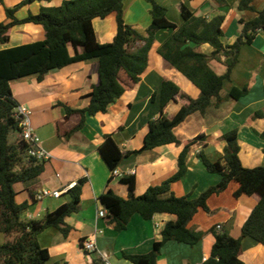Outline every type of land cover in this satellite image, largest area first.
Masks as SVG:
<instances>
[{
	"label": "crops",
	"instance_id": "1",
	"mask_svg": "<svg viewBox=\"0 0 264 264\" xmlns=\"http://www.w3.org/2000/svg\"><path fill=\"white\" fill-rule=\"evenodd\" d=\"M64 0H0V22H7L5 8L19 6L15 13L18 19L29 14H37L41 7L60 6ZM167 10V18L176 25L183 23L179 5H186L195 15L211 19L224 16L222 24V42L231 45L239 36V19H253L264 9V0H252L254 11H240L238 0H226L227 4L218 7L212 0H154ZM124 20L140 32H144L151 23L150 3L147 0H125ZM93 27L100 43H109L116 34L115 14L104 19L93 20ZM170 34L168 30L156 33L155 42L149 53L147 70L141 81L127 89L115 102L109 105L107 112L86 115L84 125L66 136L78 122L73 115L65 119V109L60 103L73 109L87 105V95L98 82V61L91 59L69 64L63 68L48 72L41 81L36 76L12 81L10 86L18 104L31 111V127L40 138L41 147L50 155L45 160L44 171L37 178L14 185L15 200L18 204H27L23 213L24 220H38L60 205L69 202L68 192L59 198L36 199L42 189L60 190L71 182L85 180L80 196L79 211L65 218L68 229L64 235L58 229L48 228L39 234V243L49 252L48 264H104L102 253H106L110 264H132L123 254H147L156 242L160 241L161 231L168 222L175 221L172 214H156L144 219L134 214L127 228L115 231L99 215L103 206L99 197L112 190L127 197V185L121 178L112 177V171L101 157L99 146L110 135L125 154L117 169L128 173L135 179V195L144 194L150 186L160 185L172 177L178 169L177 159L184 143L198 135H205L204 146L197 142L187 153V173L183 178L171 184L169 192L162 197L197 198L209 187L219 183V174L208 172L198 158L203 149L212 161L221 159L226 144L224 135L237 132L239 158L244 167L264 166V139L259 136L264 130V30L259 31L253 41L241 47L238 62L225 81L220 92L226 97L233 87H247V93L238 99L225 98L217 107L207 108L205 113L195 112L188 116L175 129L174 133L181 144H166L138 154L131 152L141 149L148 132V123L159 116L158 96L164 80L173 81L181 93L198 98L199 89L185 76L170 68L157 53V48ZM44 39L43 27L39 24L24 23L14 26L10 31L7 44L0 49L24 45ZM70 53H73L70 47ZM199 50L210 55L212 48L208 44ZM212 69L219 75L224 74L226 66L211 59ZM184 99L170 101L165 114L172 118ZM238 185L230 182L228 187L207 199L210 212L199 209L188 223V228L202 232V239L194 245L169 240L163 244L156 264H202L209 258L215 242L214 231H227L231 237L238 238L241 228L257 203L256 196L234 195ZM217 226H220L217 229ZM93 237L97 251L88 253L83 250L82 241ZM240 259L244 264H264V244L250 238L242 241Z\"/></svg>",
	"mask_w": 264,
	"mask_h": 264
},
{
	"label": "trees",
	"instance_id": "2",
	"mask_svg": "<svg viewBox=\"0 0 264 264\" xmlns=\"http://www.w3.org/2000/svg\"><path fill=\"white\" fill-rule=\"evenodd\" d=\"M150 3V26L140 32L124 20L125 0H64L60 6L41 7L37 14H29L23 19L15 16L19 6L5 8L7 22H0V44L10 40L11 29L19 24H39L44 30V39L24 45L0 49V233L5 235L6 242L0 244V264H48L49 252L39 243V234L48 228L58 229L64 235L68 229L65 218L79 211L80 196L85 180L76 182L68 191L69 202L60 205L52 212L46 213L38 220H24L23 213L27 204H18L15 200L14 185L33 180L44 171V161L28 155V145L20 138L19 120L15 116L18 102L13 96L11 82L29 76H36L41 81L44 76L55 69L69 64L96 59L98 61V82L87 95L88 103L80 109H73L62 103L65 119L77 115V124L66 136L83 127L86 115L107 112L109 105L115 102L127 89L137 85L149 64V53L159 31L168 30L170 34L157 48V53L167 65L180 72L193 85L200 95L191 98L181 93L173 81L164 80L158 92L159 116L148 123V132L144 137L141 149L131 152L138 154L166 144H181L174 129L188 116L195 112L205 113L211 106H219L225 98L245 95L247 87H233L226 97H221L225 81L230 80L235 68L241 47L253 41L256 34L264 30V9L251 20L239 19L241 25L239 36L231 45L222 42V24L224 16L211 19L195 15L186 5L180 4L179 11L183 18L181 25H176L167 18V10L154 0ZM218 7L227 4L226 0H212ZM252 0H238L240 11L251 10ZM115 14L116 34L109 43H100L97 39L93 20L104 19ZM208 44L212 48L210 55L199 50ZM70 47L73 53H70ZM211 59L226 66L224 74H217L209 62ZM184 99L185 104L172 117L165 114V107L170 101ZM259 112L256 115L262 116ZM19 137L11 141V137ZM264 139V130L259 133ZM226 142L221 159L210 160L203 149L198 158L204 168L219 174L218 184L209 187L197 198L176 197L169 195L171 184L180 180L187 173L186 156L189 148L201 143L204 146L205 135H198L184 143L177 159V172L161 183L150 186L142 195H135V179L125 176L121 181L127 185L128 195L122 197L112 190H107L99 201L107 211L104 221L115 231H122L134 214L144 219H151L156 214H172L175 221L168 222L161 231V240L156 242L147 254H123L132 264H156L163 244L174 240L189 245L199 242L202 232L188 228L193 215L203 209L210 212L207 199L212 194L224 191L230 182L238 185L234 195L256 196L257 203L244 221L241 235L231 237L227 231H214L215 242L210 257L202 264H244L240 259L242 241L250 238L264 244V166L244 167L239 158L237 132L224 135ZM99 152L108 167L116 169L124 158L123 154L110 135L105 137L99 146ZM83 242V241H82Z\"/></svg>",
	"mask_w": 264,
	"mask_h": 264
},
{
	"label": "built area",
	"instance_id": "3",
	"mask_svg": "<svg viewBox=\"0 0 264 264\" xmlns=\"http://www.w3.org/2000/svg\"><path fill=\"white\" fill-rule=\"evenodd\" d=\"M15 116L19 120V125L21 128L20 131V138L26 142L28 145V155L37 159L38 161H45L49 159V154L41 147L40 145V138L38 135L33 131L31 127V111L24 105L18 104L15 108ZM134 174L133 170L128 171V173L124 174L121 173L117 168L112 170V177L116 178H123L125 176H131ZM76 186V182H71L67 186L63 187L60 190H50V189H42L36 194V199L41 201L45 198H59L63 193L70 191L73 187ZM107 211L102 209L99 212V215L105 216ZM220 226H217L219 229ZM83 250L88 253H93L97 251L95 239L93 237L88 238L87 240L83 241L82 243ZM102 258H104V264H110L108 260V256L106 253H102ZM206 260V258H205Z\"/></svg>",
	"mask_w": 264,
	"mask_h": 264
},
{
	"label": "rangeland",
	"instance_id": "4",
	"mask_svg": "<svg viewBox=\"0 0 264 264\" xmlns=\"http://www.w3.org/2000/svg\"><path fill=\"white\" fill-rule=\"evenodd\" d=\"M19 137L18 134H15L11 137V141L14 140L15 138ZM246 196V195H245ZM4 242H6V238L5 235L0 233V244H3Z\"/></svg>",
	"mask_w": 264,
	"mask_h": 264
}]
</instances>
